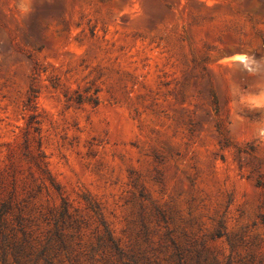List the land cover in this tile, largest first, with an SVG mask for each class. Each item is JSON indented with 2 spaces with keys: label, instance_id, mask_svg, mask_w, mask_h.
<instances>
[{
  "label": "rangeland",
  "instance_id": "374dc122",
  "mask_svg": "<svg viewBox=\"0 0 264 264\" xmlns=\"http://www.w3.org/2000/svg\"><path fill=\"white\" fill-rule=\"evenodd\" d=\"M263 36L264 0H0V199L82 264L99 220L141 264H264Z\"/></svg>",
  "mask_w": 264,
  "mask_h": 264
},
{
  "label": "trees",
  "instance_id": "16d2710c",
  "mask_svg": "<svg viewBox=\"0 0 264 264\" xmlns=\"http://www.w3.org/2000/svg\"><path fill=\"white\" fill-rule=\"evenodd\" d=\"M264 44V36L262 37ZM14 191H10L6 199H0V264H82L79 242L73 241V235L57 229L54 235L48 236L43 242L32 237L28 229L26 218L22 209L13 199ZM61 216L69 217L67 209L63 206ZM100 228L97 236V248L87 252L86 264H92L107 258L101 264H141L131 250L124 249L112 236L108 226L99 220ZM100 249V259H94L93 254ZM176 249L175 257L169 256L172 264H230L223 263L213 255L210 260L207 256L197 257L188 262L182 253ZM207 252V251H206Z\"/></svg>",
  "mask_w": 264,
  "mask_h": 264
},
{
  "label": "bare ground",
  "instance_id": "6f19581e",
  "mask_svg": "<svg viewBox=\"0 0 264 264\" xmlns=\"http://www.w3.org/2000/svg\"><path fill=\"white\" fill-rule=\"evenodd\" d=\"M232 58H239V56L238 55H234V56H232Z\"/></svg>",
  "mask_w": 264,
  "mask_h": 264
}]
</instances>
